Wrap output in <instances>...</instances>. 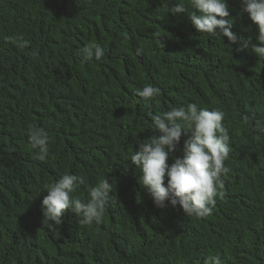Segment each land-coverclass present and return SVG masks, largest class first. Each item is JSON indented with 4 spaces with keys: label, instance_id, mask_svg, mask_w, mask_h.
Here are the masks:
<instances>
[{
    "label": "trees",
    "instance_id": "trees-1",
    "mask_svg": "<svg viewBox=\"0 0 264 264\" xmlns=\"http://www.w3.org/2000/svg\"><path fill=\"white\" fill-rule=\"evenodd\" d=\"M176 3L0 0V264H264V135L254 131L264 119V58L197 33L188 14L169 11ZM228 3L232 31L254 39L240 0ZM90 42L105 49L99 62L77 55ZM149 84L160 95L137 97ZM188 103L223 110L233 138L224 197L205 218L157 208L135 169L124 171L138 141L159 135L149 114ZM30 126L51 138L46 160ZM66 172L85 177L81 199L100 179L114 182L99 225H80L71 210L55 229L43 223L45 188Z\"/></svg>",
    "mask_w": 264,
    "mask_h": 264
},
{
    "label": "clouds",
    "instance_id": "clouds-1",
    "mask_svg": "<svg viewBox=\"0 0 264 264\" xmlns=\"http://www.w3.org/2000/svg\"><path fill=\"white\" fill-rule=\"evenodd\" d=\"M239 16L245 14L256 26L254 39L245 38L232 31L234 18L230 16L228 0H177L170 7L173 15L186 13L199 34L212 37H227L231 47L237 51L251 50L264 58V0H240ZM189 8L191 11H189ZM154 37L163 46L158 31ZM18 48H24L27 41L23 36L13 38ZM224 41V39H223ZM137 50V54L140 53ZM82 61L99 62L105 55L104 47L95 42L86 44L77 54ZM161 90L153 85L136 89L139 98L152 100ZM159 135L138 141L139 148L130 153L126 172L134 168L139 174L138 180L146 189L153 204L160 209L179 206L186 217L205 218L210 215L217 199H223L224 192L221 176H227L231 169L225 161L229 158L232 136L224 126L225 112L219 108L201 107L197 103H188L172 107L158 114H149ZM254 131L264 135V119H256ZM29 141L37 149L36 158L43 161L49 156L50 136L43 128L30 126ZM190 134L184 141L183 155L170 157L180 145L181 137ZM138 170V171H137ZM87 182L83 175L63 174L56 182L46 186L48 194L42 200L44 221L49 229H55L63 222L64 214L71 210L80 225H99L105 215V207L115 195L114 182L108 178L100 179L89 191L88 199L78 198L76 193ZM206 264H221L217 256L208 258Z\"/></svg>",
    "mask_w": 264,
    "mask_h": 264
}]
</instances>
